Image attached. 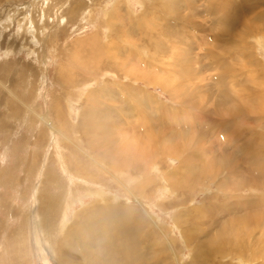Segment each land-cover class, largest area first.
Masks as SVG:
<instances>
[{
	"label": "rangeland",
	"instance_id": "rangeland-1",
	"mask_svg": "<svg viewBox=\"0 0 264 264\" xmlns=\"http://www.w3.org/2000/svg\"><path fill=\"white\" fill-rule=\"evenodd\" d=\"M30 1L9 0L0 5V16L8 15V29L4 37L3 33L0 36V173L3 171L0 174V264H56L50 246L58 237L60 224L68 221L75 210L102 194L108 200L111 198L108 195L115 194L120 205L128 201L135 209H140L139 212L135 210V219L137 216L141 219L139 224L132 218L139 226L137 238H131L133 243L146 242L149 232L155 233L144 210L151 219L171 228V237L175 236L172 237L174 246L180 248L183 263L202 262L201 259L194 260L196 250L193 248L203 233L197 234V230L204 228L209 218L217 219L222 215L212 216L209 206L227 211L231 206L236 208L240 201H259L260 191L254 190L250 195L248 188L243 191L239 188L250 185L252 179L257 186L264 183V178L256 177V171L252 170L254 161L249 157V150L264 151V0H245L247 5L244 9L243 0H232L230 4L221 6L219 12L229 11L236 21L220 24L216 20L212 32L205 29L210 22H204L202 15H197L194 23L183 18L190 8L197 12L205 8L203 1L198 0H167L166 6L162 0H140L142 7L137 0H131L135 13L128 14L123 0H118L114 13L111 12L113 18H104L98 11L104 3L107 11H112L113 0H65L59 10L55 7L64 0H47L42 7L43 0H37V8L30 7ZM75 1H81L82 5L77 6L82 8L77 10L80 13L91 4L89 1L96 3V20L84 17L81 25L82 20L78 22V17L71 16L68 9ZM173 2H178L176 14L169 10ZM27 4L26 14H12L13 9L14 12L17 8L24 11L22 8H28ZM5 5L8 9L3 12L1 9ZM144 6L145 17L139 14ZM54 10H58L60 16L57 27L54 26ZM64 12H67L66 19H63ZM179 14L183 17L176 16ZM109 26L116 30L110 31ZM40 27L45 30L37 33H42L41 40H38L35 29ZM96 30L101 40L94 45L92 40L96 39L92 36ZM40 42L41 46H38ZM23 44L29 48H21ZM7 45L9 47L5 48ZM120 52L123 56L119 55ZM208 52L213 54V59L205 56ZM70 55H73L72 61ZM216 58H221L227 69L208 67ZM118 62L121 66H114L113 71L101 70L100 66L105 63L117 65ZM108 71L118 78V85L109 79ZM66 73L71 76L60 77ZM223 73L227 82L213 80L215 75ZM95 77L113 82L114 92L113 95L108 93L110 101L107 102L113 108V115H109L112 120L107 126L103 118L106 112L100 106L104 99L97 95ZM86 82L92 90L88 100L84 96L83 85ZM221 83H224L223 87ZM220 90L228 93L229 102L219 98ZM134 92L138 95L137 101L131 99ZM139 99L146 104L144 109L138 104ZM82 105L85 112L81 116L76 111ZM57 113L63 117L62 127L55 119ZM82 117L88 121L80 124ZM246 140H250V144L244 150L242 142ZM123 142L134 146L135 151L129 153L126 150L119 159L113 156L114 151L112 160L119 164L123 162L126 170L131 169L127 170V177L132 180H108L99 169H107L111 160L102 158L96 161L93 158L95 153L89 147L96 145L100 152L114 146L125 149L120 145ZM235 147L241 150L233 151ZM71 151L86 159V162L81 160L76 169L94 173L96 179L86 180L81 175L75 177L72 174V169L67 166V156ZM232 152L235 153L229 157ZM137 155L141 160H133ZM225 156L228 160L224 159ZM68 158L73 160V157ZM233 163L242 167L236 166L234 171L237 174L224 179L227 170L234 169ZM132 165L138 168H130ZM262 165L264 167V163ZM47 166L54 170L58 183L40 184ZM217 182L219 186L216 189ZM133 185L140 188L143 197H134L136 195L131 190H137L132 188ZM228 188L233 190L229 193ZM209 189L216 195L208 194ZM48 193L61 197L58 201L63 199L62 208L58 207L55 213L57 216L51 217L55 231L46 229L41 212L43 208H39V194ZM227 194L232 197H227ZM240 195L243 197H238ZM146 204L151 210L146 208ZM239 209L232 214L224 212L226 223L220 222L218 228L214 226L216 230H213L212 238L216 242L208 244L217 245L223 239L241 244L254 232L255 238L261 235L263 207L253 212L255 217L247 213L246 207ZM242 212L245 213L244 218L233 217ZM228 216L232 220H228ZM124 221L127 219H123L121 224H125ZM146 222L150 227H146L149 226ZM206 229L210 230V226ZM158 235L161 240H164L161 235L168 238L165 230ZM68 253L75 255L71 256L72 261L61 258L58 264H83L81 260H75V251L69 250ZM95 258L96 254L91 255L90 264H99ZM231 261L241 264L235 259Z\"/></svg>",
	"mask_w": 264,
	"mask_h": 264
},
{
	"label": "bare ground",
	"instance_id": "bare-ground-1",
	"mask_svg": "<svg viewBox=\"0 0 264 264\" xmlns=\"http://www.w3.org/2000/svg\"><path fill=\"white\" fill-rule=\"evenodd\" d=\"M47 0H43L41 1V7L43 5V3H45ZM105 1V0H104ZM109 1V0H108ZM131 0H123L127 10H126V13H135L133 11V8H132V4L130 3ZM134 1V0H133ZM136 1V0H135ZM139 2V4L141 5V7L143 6L142 2L140 0H137ZM149 1V0H148ZM152 1V0H150ZM163 1V5L166 6L167 5V0H162ZM170 1V0H168ZM200 1H203V3L206 5L205 8L202 10V11H199L197 12L195 9H188L187 12L184 14V17L179 14V15H176V16H182L184 19H190L189 22H196L195 19H197V15H202L204 18H203V21L204 22H207L209 21L210 23H208V26L205 28L209 31H214V29H212L213 27V22H215L216 20V23L219 22L220 24L223 23V24H226V23H230L232 21H234L236 18L234 16H231L230 15V12L229 11H222V12H219L220 11V7L221 6H224V5H228L232 2V0H198V2ZM249 1V0H248ZM8 3L9 0H0V5H2L3 3ZM11 2V1H10ZM31 4H30V7H35L37 8L38 7V3H37V0H31L30 1ZM65 2V0L57 7H55L56 9H58L59 7H63L62 4ZM91 4H88L85 6L84 10L80 13L78 12L77 10H80L82 8H79L77 6H81V1H75L74 2H71L70 5L71 7H69L68 9V13H70L71 16H75V17H78V22L81 21L82 19H85L86 20H90L91 18L95 19V17L97 18V15H94L95 14V11L97 10L94 6L96 3H92V1H89ZM111 2V1H110ZM117 2L118 0H113L112 3H111V10L110 12L107 11V4L104 3L102 4L101 6V9H99L98 11L100 13L103 14V17L106 18L109 17V18H113L111 12L114 13L113 10H115V8L117 7ZM122 2V3H123ZM146 4V3H145ZM192 5L193 2H191ZM26 5V4H25ZM97 5V4H96ZM245 5H247L246 1L243 0L242 1V7L243 9L245 8ZM10 6V5H9ZM28 6V4H27ZM22 7V6H21ZM48 7V6H47ZM198 7V6H197ZM96 10H95V9ZM108 8V9H110ZM145 6L143 7V9L140 11L139 14H142V16L145 17ZM178 8V2L177 3H174L173 2V5L172 7H170V12L176 14V11L175 9ZM196 8V7H195ZM247 8V7H246ZM8 7L5 5V7H3L1 10H3V12L5 10H7ZM24 9V11H20L18 8L15 10L14 12V9L12 11V14L14 16H17V15H20V14H23V12H25L26 14V10L29 9V6L28 8L27 7H23L22 10ZM39 9V8H38ZM132 9V10H131ZM41 10V9H40ZM59 10V9H58ZM57 10V11H58ZM67 10V9H66ZM199 10V9H198ZM57 11L54 10V13H55V23H54V26L57 27V25L59 24V19H60V16H58L57 14ZM76 11V12H75ZM182 11V10H181ZM49 12V10L47 11ZM240 12V11H239ZM15 13H17V15H15ZM40 13V12H39ZM43 13H46L45 11ZM61 13V12H60ZM65 13L67 12H64V18L63 19H66L65 18ZM144 13V14H143ZM167 13V12H166ZM169 13V12H168ZM62 14V13H61ZM80 15H81V18H80ZM135 15V14H134ZM46 16V15H45ZM142 16L140 18V21H142ZM175 16V15H174ZM201 16V17H202ZM1 17V20H0V36H2V33L4 34L6 32V30L8 29V15H5V16H0ZM23 17V15H22ZM62 17V16H61ZM102 17V18H103ZM173 17V16H172ZM215 17V19H214ZM48 18V17H47ZM137 18V17H136ZM156 18V17H155ZM178 18V17H177ZM199 18V17H198ZM29 19V17H28ZM96 20V19H95ZM106 20V19H105ZM11 21V19L9 20ZM31 21V20H30ZM127 21V20H126ZM138 21V20H137ZM146 21V18L144 20V22ZM236 21V20H235ZM151 22V21H150ZM84 21L82 20L81 21V25H83ZM168 23V21L166 22ZM219 23H218V26H219ZM32 24V23H31ZM33 24H35L33 22ZM61 24V23H60ZM232 24V23H230ZM44 25V24H43ZM166 25V24H165ZM171 25V23H170ZM168 25V26H170ZM161 26V25H160ZM216 26V25H215ZM81 27V26H80ZM100 28H102L101 26H99ZM110 27V26H109ZM111 28V27H110ZM162 28V27H161ZM170 28V27H169ZM44 29V27H40L39 29H35V32H36V36H39V37H36L38 40H41L42 38V33H40V35H38L37 33L38 32H42ZM26 30V29H25ZM45 30V29H44ZM113 30H116V29H113L111 28L110 31H113ZM168 31H170V29H167ZM174 30V29H173ZM166 31V30H165ZM166 31V32H168ZM24 32V31H23ZM22 32V33H23ZM97 32L99 31H95L94 32V36L92 37H95L96 40H92L93 44H97L101 39L99 37V35H97ZM207 32V31H206ZM116 33V32H115ZM171 33V31H170ZM209 33V32H208ZM33 34V33H32ZM5 36V34L3 35V37ZM54 37H55V34H54ZM53 37V38H54ZM85 38V37H84ZM106 39V37H105ZM107 39H109V36H107ZM36 41V40H35ZM85 41V40H84ZM109 42H111L109 40ZM174 45V44H173ZM172 45V46H173ZM29 46V45H28ZM38 46H41V42L38 43ZM163 46V45H162ZM237 46V45H236ZM9 46H5V48H8ZM29 48L27 47L25 44L22 45L21 48ZM160 47H161V44H160ZM177 47V46H175ZM96 48V47H95ZM164 48V47H163ZM171 48V47H170ZM38 49V48H37ZM121 49V48H120ZM162 49V48H161ZM174 49V48H173ZM211 49V48H210ZM96 50V49H95ZM175 50V49H174ZM184 50V49H182ZM163 51V50H162ZM171 51V50H170ZM173 51V50H172ZM171 51V52H172ZM207 51V50H206ZM90 52V51H89ZM133 52V51H132ZM212 52V51H211ZM118 53V52H117ZM116 53V54H117ZM165 53V52H164ZM179 53V52H178ZM7 54V52L5 53ZM123 54V53H122ZM135 54V53H133ZM154 54V53H153ZM118 55V54H117ZM121 55V52L120 54ZM206 55H209V58L213 56L212 53H209L208 54H205ZM123 56V55H121ZM36 57L38 58L39 55H38V52L36 53ZM217 57V56H216ZM232 57V56H231ZM123 58V57H122ZM215 58V57H214ZM117 59L120 60L119 56L117 57ZM205 59V58H204ZM213 59V58H212ZM234 59V58H233ZM244 59V58H243ZM70 60L72 61L73 60V55H70ZM150 64V63H149ZM225 64V65H224ZM116 66V67H120L121 66V62H118L117 65H112V64H108V63H105L103 64L101 67V70L103 71H107V70H112L113 71V67ZM218 66H220L222 69L223 68H226V63H223V61L221 60V58H216L215 60H212V63L208 66L212 69H215V68H218ZM118 67V68H119ZM207 68V67H206ZM227 69V68H226ZM95 70V68H94ZM224 70V69H223ZM222 70V72H224ZM229 71V70H228ZM98 72V71H97ZM96 72V73H97ZM226 72V71H225ZM125 73V72H124ZM130 73L132 74V72L130 71ZM228 73V72H226ZM225 73V74H226ZM108 77L109 79L111 80H114L115 84L118 85V78L113 74V72H109L108 71ZM136 75V74H135ZM138 75V74H137ZM136 75V76H137ZM221 75V74H220ZM71 76L69 73L67 74H64L60 77H69ZM128 76V75H127ZM141 76V75H140ZM237 76H239V74H237ZM131 77V76H130ZM138 77V76H137ZM226 77V75H215V77L213 78V80L215 82H217V80L220 81V79H222V81L224 80V78ZM59 78V77H58ZM60 79V78H59ZM173 79V78H172ZM62 80V79H60ZM69 80V79H68ZM227 79L224 80V83ZM230 81H234V80H230ZM240 81V80H239ZM93 82V81H92ZM96 84L95 86L96 89H97V95L99 94V96H101V98L104 99V102L98 105L101 106V108L104 109V111L106 113H104L103 115V118L105 120V124L107 126V123L110 122L112 120V117H110L109 115H113V108L111 105H107V102L109 103L110 101V98H109V94H112L114 91H112V88H113V82L112 83H108V82H105V79L101 78V79H97L95 77V81H94ZM221 82V81H220ZM227 82V81H226ZM242 82V81H241ZM146 83H148L146 81ZM224 83H221L220 85L223 87V84ZM231 83V82H230ZM243 83V82H242ZM109 84H111V86H109ZM84 96H85V100H88L89 99V96L91 95L92 93V90L90 87V85L86 82L84 83ZM115 86V85H114ZM120 86V85H119ZM118 86V87H119ZM226 86V85H224ZM163 87V86H162ZM165 88V87H164ZM123 89V88H122ZM126 89H129L126 87ZM136 89V88H135ZM134 90V89H132ZM136 91V90H135ZM237 91V90H236ZM107 92V93H106ZM119 92V91H117ZM109 93V94H108ZM241 93V92H240ZM238 93V94H240ZM246 93V92H245ZM117 94V93H116ZM119 94V93H118ZM117 94V95H118ZM247 94V93H246ZM94 95V94H93ZM96 95V96H97ZM113 95V94H112ZM220 97L219 98H223L224 100H231L229 99L230 96L228 95V93L223 90H220L218 91V94ZM243 95V94H241ZM240 95V96H241ZM125 95H123L122 93V97L124 98ZM236 96V95H235ZM113 97V96H112ZM118 97V96H117ZM120 97V96H119ZM215 97V96H214ZM233 97V96H231ZM97 98H100V97H97ZM95 98V99H97ZM121 98V97H120ZM122 98V99H123ZM138 99V95L136 92H134L132 94V100H136ZM237 98V97H236ZM129 99V98H127ZM113 100V99H112ZM119 100V99H118ZM97 101V100H96ZM101 101V100H100ZM117 101V100H116ZM121 100H119L120 102ZM135 101V102H136ZM140 101V106H142V108L144 109L146 104L144 103V101L142 99H139L138 102ZM123 102V101H122ZM121 102V103H122ZM229 102V101H227ZM98 103V101H97ZM96 103V104H97ZM185 103V102H184ZM95 104V105H96ZM215 105V104H213ZM88 107V106H87ZM84 108V105L80 106V108L77 109L76 113L78 115H83L85 110L83 109ZM117 108V107H116ZM95 109V108H94ZM234 109V108H233ZM90 110V109H89ZM96 110V109H95ZM102 110V109H101ZM99 111V110H98ZM239 111V110H238ZM93 112V111H92ZM96 113V112H95ZM86 114V113H85ZM81 115V116H82ZM99 115V114H98ZM61 114L60 113H57L56 114V121L59 122L58 124H60V126L62 127L63 125V122L61 121ZM84 117V116H83ZM82 117V118H83ZM87 117V116H85ZM63 118V117H62ZM64 120V119H63ZM80 124H83V123H86L88 120L85 118H83V120L80 118L79 120ZM93 123V122H91ZM90 124V123H89ZM87 125V124H86ZM89 126V125H87ZM91 126V125H90ZM111 126V125H110ZM59 129V128H58ZM85 129V128H84ZM89 129V128H88ZM62 130V129H61ZM84 131V130H83ZM89 131H91V129H89ZM96 131V130H95ZM63 132V131H62ZM89 133V132H88ZM84 134V132H83ZM95 135V134H94ZM84 136V135H83ZM64 137V136H63ZM110 137V136H109ZM62 138V136H61ZM65 138V137H64ZM63 138V139H64ZM85 138H86V135H85ZM166 139V138H165ZM169 139V138H168ZM243 139V138H242ZM67 140V139H66ZM244 140V139H243ZM106 142V141H105ZM167 142V141H166ZM68 143V142H67ZM100 143H102L100 141ZM109 143V142H108ZM243 143V148L244 150H246L245 148L249 146L250 144V140H246L245 142H242ZM70 144V143H68ZM93 144V143H92ZM97 144V142H96ZM107 144V143H106ZM71 145V144H70ZM104 145V143L102 144ZM121 147L123 146L125 149L123 148H120V147H116L114 146V148H106V149H102L103 151L100 152V150L96 149V145H93L91 147H89V149L94 152L95 154H93V158L96 159V161H99L101 160L102 158H109L111 161L112 160V157L115 156L117 159H119V156L121 155V153H125L126 150L131 153V151H135V147L132 146V145H125L124 142L120 144ZM110 147V146H109ZM141 149V148H140ZM241 150L239 147H235L233 148V151L234 150ZM69 151V150H68ZM112 156V152H114ZM137 151V150H136ZM209 151V150H208ZM139 152V151H137ZM101 153H103L102 155H100ZM235 152H232L231 155H229V157H232L233 154ZM249 153H250V159L252 161H254L253 164L255 165H252L253 168L252 170L253 171H256L257 173V176L256 175H253V176H256V177H262L264 178V167L262 165V163H264V151H258V150H255V149H252V150H249ZM134 154H136L134 152ZM133 154V155H134ZM240 155H242V152H239ZM69 156H67V161H68V164L67 166L69 168L72 169V174L75 176V177H79L81 175L82 178L86 179V180H94L97 178V175H95L94 173H90V174H87L85 172L82 171V168H81V172L78 171L76 168L79 167V164H80V161H84L86 162V159L85 158H82L81 159V155H79L78 157L76 155H74L71 152L68 153ZM130 155V154H129ZM228 156V155H226ZM224 157L225 160H228L227 157ZM63 158V155L61 156ZM68 157H73V160H71V158H68ZM142 157V156H141ZM235 157V156H234ZM241 156H236V158H239ZM207 158H209L207 156ZM244 158V157H243ZM242 159V158H241ZM254 159H257V162L254 160ZM133 160H141L140 158V155H137V156H134V159ZM236 160V159H235ZM109 162V164L107 165V169H99V171H101L102 174H104L105 178L108 179V180H127L128 181H131L132 178H129L127 177L128 173H127V170H131V169H127V166L123 165L122 163L119 164L118 162L116 161H113V162H116L115 164H112L113 162ZM121 161V160H120ZM240 161V160H239ZM226 162H230V161H226ZM234 162V161H233ZM91 164H93L94 162L91 160L90 161ZM232 164V162H230ZM240 163V162H239ZM230 164V165H231ZM234 164V163H233ZM240 164H237L236 163L232 166H235L234 169L232 167V170H227V173H226V177H224V179H227L230 175H235L237 174V171H234L236 166L238 167H242V165ZM130 168L133 167L134 168H138L137 165H132V166H129ZM144 167V166H143ZM95 168V167H93ZM98 168V167H97ZM4 169V168H3ZM135 170V169H134ZM119 171V173L117 172ZM125 172H126V175H125ZM1 173H3V171H1ZM0 173V174H1ZM130 173V171H129ZM71 174V175H72ZM5 175V174H4ZM130 175V174H129ZM57 175H55V172L52 168L50 167H45L44 169V172H43V175H42V179L40 181V184L43 185L44 182L48 183L49 185H51L50 183H58L56 182L58 179L56 178ZM134 176V175H133ZM134 178V177H133ZM218 178H220L218 176ZM139 181V180H138ZM137 181V182H138ZM146 181V180H145ZM216 181V180H215ZM254 179H252V181L250 182V185H245V186H242L239 188L240 191H243L245 188H248V191H249V194L251 195L252 194V191L254 190H258L260 191L261 193H259L258 195H260L259 197V201L258 200H254V201H240L237 203V207L236 208H229L227 211H223V210H219L220 207L218 206H214V205H211L209 206L210 209L212 210L213 214L212 216H217L218 214H222L221 215V218H217V219H214L213 217L209 218L207 221H205L206 224L204 228H201L200 230H197V234H200L199 232H203L200 236H198V239L195 243V248H193V250L195 249L196 250V253L194 255V260L196 261V259H201L202 262H197L198 264H234L231 260H238V261H241V264H264V219L262 220V229H261V235L257 236L256 238L253 237V235H251L248 240L246 242H243V243H234L232 240H227L225 241V239H223L224 241H218L217 242V245H212V244H208V243H211V242H214L215 239L212 238V232L215 228H218L220 222L222 224H224L223 222L226 223V218H224L225 214L224 212H227V214H232V212L236 209H239V208H242V207H246L247 209V213H251V216L253 215V217H255L254 215H256L255 213L253 212H256L257 210L259 211V209H261V206L263 207L264 209V183H262V185H255L254 184ZM9 182V181H8ZM214 183V181L212 182ZM138 184V183H137ZM219 186V182H217L216 184V189L217 187ZM41 188V186H39ZM135 187V189L137 190V192H135L133 189L131 190V193L135 194L136 198H140V195L141 197L142 196V192L139 191L140 188H138V186H132V188ZM232 188V187H231ZM237 188V187H236ZM208 189V188H207ZM211 189V188H210ZM209 189V191H207L208 194H215V191L212 192L211 190ZM44 191V189H42ZM40 190V192L42 191ZM233 190V189H229L228 188V192L230 193V191ZM56 191V190H55ZM65 191V190H64ZM227 191V190H226ZM238 191V190H237ZM45 192V191H44ZM62 192V191H61ZM257 192V191H255ZM43 193V192H42ZM58 193V192H57ZM63 193V192H62ZM65 194V192H64ZM206 194V193H204ZM40 196L38 197V200L40 201L39 203V208H43L41 210L42 212V215H43V223L46 227V229L48 231H55V227L53 226V222L51 223V217H56L57 215H55L56 211L58 210V207H61L63 206V199H62V202L61 200L58 201L60 198L59 197H56L55 194H45V195H41L39 194ZM60 195V194H59ZM228 195V194H227ZM61 196V195H60ZM63 196V195H62ZM104 194L100 195L99 198L95 199L93 202H91L90 204L88 205H85L83 207H81L80 209L78 210H75L73 212V215L71 216V218H73L71 220V218L60 224L59 226V230L57 232L58 234V237L56 239V241H53L51 243V250H52V254L55 258V262L56 264H58V261H60V259L62 258L63 260L66 261V259H69L72 261V257L71 256H75L71 253H68L69 250H73L77 253L76 255V259L75 260H81V262H83V264H90V257L91 255L93 254H96L97 255V259L95 258V260L99 263V264H193L191 261L188 262V263H183L182 262V254L181 252L179 251L180 248L178 247V249L174 246L175 245V242L173 243L174 241V237L172 235L171 237V233L170 234V231L171 228L167 225L164 226V224H159L158 223V220H155V219H151L150 218V215H147L146 212L143 210V213L146 215V217L150 220L151 222V225L152 227L154 228V234H152L151 232L150 235H149V238L146 240V242H143V243H133L131 241V238L133 240L134 237L137 238L138 236V228H137V223L132 219L134 218L135 219V209L134 208V205L130 204L128 201H123L124 205H120V201L119 199H117L118 197L115 196V194H112V195H108L110 196L111 198L108 200L107 198H105ZM231 195H228L227 197H229ZM248 195H246L247 197ZM102 197V198H101ZM226 197V198H227ZM232 197V196H231ZM230 197V198H231ZM238 197H243V196H238ZM224 198V197H223ZM257 198V197H256ZM229 199V198H228ZM242 200V199H241ZM202 201V200H201ZM61 202V204L59 203ZM122 202V201H121ZM203 202V201H202ZM72 203H74V201H72ZM256 203V204H254ZM260 203V204H259ZM145 204V203H144ZM211 204V203H209ZM208 204V205H209ZM254 204V205H253ZM261 205V206H260ZM147 209L151 210L150 209V206L148 204L145 205ZM160 206V205H159ZM236 206V205H234ZM142 208V207H141ZM213 208L215 209V211H213ZM202 209V208H201ZM201 209H198V211H200ZM140 210V209H139ZM139 210H137L139 212ZM240 210V209H239ZM237 211V210H236ZM236 211H234L233 213H235ZM131 212H134V216L131 217ZM149 211H147L148 213ZM219 212V213H218ZM222 212V213H221ZM61 213V212H60ZM140 214V213H139ZM149 214V213H148ZM138 215V214H137ZM245 213H241V215L239 216H233V217H242L244 218L245 216ZM141 216V215H139ZM144 217V216H143ZM176 216H174V221L176 222ZM223 217V218H222ZM229 218H227L228 220H232V217L228 216ZM125 218L127 219V221H124L125 224H121L123 223V219L125 220ZM143 219V218H142ZM136 220V219H135ZM140 217L137 216V222L139 224V221H140ZM144 220H145V217H144ZM178 220V218H177ZM53 221V220H52ZM55 221V220H54ZM143 221V220H142ZM145 223V222H144ZM147 223V222H146ZM245 224V223H244ZM146 225H149V226H146V227H150V224H146ZM230 225V223H229ZM243 225V224H241ZM247 225V224H246ZM143 226V225H142ZM176 226V225H175ZM210 226V230L206 229V227ZM214 226H217L214 228ZM221 226V225H220ZM135 227V228H134ZM139 227V226H138ZM222 227V226H221ZM233 227V226H232ZM232 227L230 229H232ZM57 228V227H56ZM141 229V228H140ZM167 231V234H168V238L166 236H163L161 235V237L164 239V240H161L160 239V236L158 235L159 233H161L162 231ZM179 230V229H178ZM194 230V231H195ZM216 230V229H215ZM222 230V229H221ZM219 229V231H221ZM193 231V232H194ZM256 231V230H255ZM146 232V231H145ZM180 232V230H179ZM182 229H181V233H182ZM143 234V233H142ZM84 235L87 237V239L84 237ZM230 237V235H229ZM228 237V238H229ZM130 238V239H129ZM142 238V237H141ZM215 238V237H214ZM233 238V237H232ZM190 239V238H188ZM152 240V241H151ZM185 240V239H184ZM237 240V239H236ZM245 240V239H244ZM238 241V240H237ZM195 242V241H194ZM216 242V241H215ZM185 244H188L187 241L185 240ZM186 247V246H185ZM193 253V252H192ZM192 255V254H191ZM233 255H236V256H233ZM8 257V256H7ZM78 258V259H77ZM192 260H193V255H192ZM229 259V261H226V259ZM9 259V258H8ZM61 259V260H62ZM69 260L67 262H69ZM74 260V259H73ZM190 260V258H189ZM198 260V261H199ZM187 261V260H186ZM75 262V261H74ZM63 263V262H62ZM70 263V262H69ZM96 264V262H94ZM72 264V262H71ZM74 264V263H73ZM76 264V263H75ZM78 264V263H77ZM82 264V263H81Z\"/></svg>",
	"mask_w": 264,
	"mask_h": 264
}]
</instances>
